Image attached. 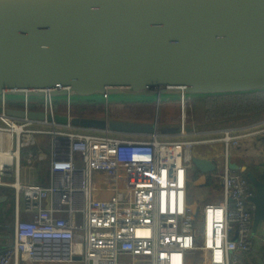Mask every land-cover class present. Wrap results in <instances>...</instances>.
Instances as JSON below:
<instances>
[{"label":"built area","instance_id":"1","mask_svg":"<svg viewBox=\"0 0 264 264\" xmlns=\"http://www.w3.org/2000/svg\"><path fill=\"white\" fill-rule=\"evenodd\" d=\"M43 103L42 121L0 114L1 151L14 154L0 168V187L14 190L13 244L0 251V264H190L198 251L206 264L258 257L264 238L253 231L255 190L229 165L242 142L264 135V121L188 129L190 102L181 100L180 135H126L58 123L55 101ZM24 109L32 110L28 100ZM43 138L50 140V156L38 147ZM194 158L215 169L197 171ZM22 160L29 168L49 160L47 184L22 180ZM194 186L220 192L199 218L190 203Z\"/></svg>","mask_w":264,"mask_h":264},{"label":"water","instance_id":"2","mask_svg":"<svg viewBox=\"0 0 264 264\" xmlns=\"http://www.w3.org/2000/svg\"><path fill=\"white\" fill-rule=\"evenodd\" d=\"M260 91L264 0H0V99L71 104L100 96L107 104L120 96L128 99L122 104H159ZM2 113L47 118L44 111L9 105L0 106ZM57 115L58 123L119 134H181L180 125ZM193 164L202 173L215 169L207 159ZM229 168L254 187L257 232L264 228V180L238 163ZM194 215L201 216L199 209Z\"/></svg>","mask_w":264,"mask_h":264},{"label":"rangeland","instance_id":"3","mask_svg":"<svg viewBox=\"0 0 264 264\" xmlns=\"http://www.w3.org/2000/svg\"><path fill=\"white\" fill-rule=\"evenodd\" d=\"M6 100H7L8 105L11 107H15V108L24 107L23 97L9 95V96H6ZM126 100L128 99L120 97V96H111L108 103L106 104V102L100 96H95V97L86 98V99L72 98L71 99V116L72 117L85 116V115L91 116V113H93L95 116L100 117V118L106 117V116L110 118V117H113L115 114H119V113L121 114V112H125L127 116L130 115L129 117H133L134 120L140 123L155 124L157 125V127H160L165 122L166 119L171 120V118L174 115L179 116V112H164L165 109L167 108V107H164V104H153V103H143V102L122 104ZM43 101L44 100L42 97L30 98V102H29L30 108L32 110H37V111L39 109L42 110L44 108ZM65 101H66L65 98H57L56 103H54L55 109L59 113L57 116H61L62 114L67 112L69 106H68V103H66ZM189 102L190 104L188 105L189 107L188 114H190V119H191L192 112H193L192 105H191L192 101H189ZM180 112H181V108H180ZM188 114H187V128L197 129L200 124V121L193 122L192 119L189 121ZM180 117H181V113H180ZM180 117H178V121H177L179 123L181 121ZM196 123L197 124L199 123L198 126ZM199 128H201V126H199ZM227 128H228L227 126H223L217 129H227ZM212 130H216V129H212ZM42 145H43L42 149L44 150V152L48 156H50V140L49 139L44 140ZM238 161L237 162L243 166L246 163L245 160H238ZM250 167L256 172V175L259 178L263 179L264 167L249 165V168ZM190 192H191L190 193L191 194L190 203L194 204L197 207V209L202 208L205 204L209 202H216L220 200V192L218 191L214 192L213 189H209V187H203V186L195 187L194 186L193 188L190 189ZM78 216H79V223H81V215L78 214ZM257 234L260 237L264 238V229L262 225H260ZM190 264H206V257L204 256L202 252L198 251L192 255Z\"/></svg>","mask_w":264,"mask_h":264},{"label":"trees","instance_id":"4","mask_svg":"<svg viewBox=\"0 0 264 264\" xmlns=\"http://www.w3.org/2000/svg\"><path fill=\"white\" fill-rule=\"evenodd\" d=\"M191 105L192 121H200L198 124L201 128L196 123L198 130H212L223 126L242 127L264 120V91L206 96L192 100ZM57 114H59L58 111ZM66 115L67 112L62 114V116ZM188 118L190 121V114H188ZM248 169L256 175L253 169ZM2 196L6 197L7 201L2 204L6 208V212H0V223L12 226L14 223V190L0 187V197ZM258 257L261 259L260 263L257 261ZM258 257H248L246 263L264 264V246L259 250Z\"/></svg>","mask_w":264,"mask_h":264},{"label":"crops","instance_id":"5","mask_svg":"<svg viewBox=\"0 0 264 264\" xmlns=\"http://www.w3.org/2000/svg\"><path fill=\"white\" fill-rule=\"evenodd\" d=\"M153 104H156V103H153ZM159 104H164V107H167L164 112H179V116L174 115L171 118V120L166 119L165 122L158 128H162L164 126L179 125V122H177L178 117H180L179 102L176 100H170V101L161 102ZM169 105H171V106H169ZM91 116H95V115L93 113H91ZM263 121L255 122L252 124L261 123ZM252 124H249V125H252ZM164 135H168V134H164ZM44 140H46V139L43 138L38 142V147L40 150L42 149V146H43L42 143L44 142ZM242 143L243 144H241L238 149L233 151L232 158H233L234 162L238 163L239 162L238 160H245L246 161L245 165L248 168H249V165L264 167V165H263V162H264V135L255 136V137L248 139ZM244 144H245V146H244ZM42 151H44V150L42 149ZM239 165H241V164H239ZM241 166H243V165H241ZM21 177H22V180L30 182V183H38V184H43V185L47 184V182L49 180V160H44L40 163L37 162V164H33L31 166V168H29L27 166L26 161L22 160L21 161ZM263 180H264V172H263ZM6 201H7V198L5 199V201L0 202V212H2V213L6 212V208L2 206V204L6 203ZM25 219H28V216H25ZM13 226H14V223L12 226L2 225L0 223V251L13 244ZM262 246H264V245L259 243L257 245V250L258 249L261 250ZM37 264H79V263L78 262H76V263L39 262Z\"/></svg>","mask_w":264,"mask_h":264},{"label":"bare ground","instance_id":"6","mask_svg":"<svg viewBox=\"0 0 264 264\" xmlns=\"http://www.w3.org/2000/svg\"><path fill=\"white\" fill-rule=\"evenodd\" d=\"M1 145H2V139L0 136V168H2L4 166H10V162H11L12 158L14 157V154L11 151L2 152L1 151ZM195 155L201 156V157L205 156V154L200 152V151H196Z\"/></svg>","mask_w":264,"mask_h":264},{"label":"flooded vegetation","instance_id":"7","mask_svg":"<svg viewBox=\"0 0 264 264\" xmlns=\"http://www.w3.org/2000/svg\"><path fill=\"white\" fill-rule=\"evenodd\" d=\"M87 116V115H85ZM130 115H126L125 112H121V114H115L113 116L114 119H118V120H121L123 122H138L136 120L133 119V117H129ZM112 118V117H111Z\"/></svg>","mask_w":264,"mask_h":264}]
</instances>
